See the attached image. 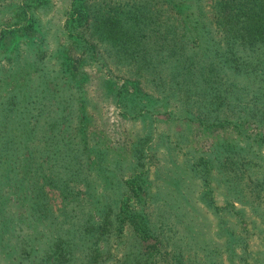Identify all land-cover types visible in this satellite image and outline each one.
<instances>
[{"label":"trees","instance_id":"1","mask_svg":"<svg viewBox=\"0 0 264 264\" xmlns=\"http://www.w3.org/2000/svg\"><path fill=\"white\" fill-rule=\"evenodd\" d=\"M70 2L73 9H68L62 24L67 35L84 41L90 51L96 41L104 48L110 46L122 63L150 64L143 71L150 74L156 89L178 94L184 110L181 119L204 130L236 121L264 128V0H211L209 5L189 0V6L181 0H136L129 6L117 3L105 8L103 3ZM21 11L26 13L23 5ZM168 11L171 18L166 17ZM73 14L75 25L67 23ZM92 31L97 35L90 39ZM39 68L37 77L28 76L22 87L24 103L17 95L0 97V241L12 240L8 264H221L220 254L226 250L242 264H264V247L259 256L250 257L240 234L248 222L253 226L254 220L264 221V136L232 124L236 138L213 139L211 148L197 153L190 165L192 155L175 144V151L189 165L190 177L200 188L205 185L197 195L193 186L185 190L182 181L174 184L177 176L168 169L166 174L165 167L160 187L149 190L142 166L147 153L160 160L154 148L159 142L151 141V125L136 129L140 131H134L128 145L130 157L121 168L130 175L122 179L113 175L112 188L106 191L104 185L105 194H100L97 180L86 179L83 167L73 161L85 162L87 156H81L85 149L88 156L100 152L101 160L107 156L115 162L114 157L105 152L106 144L84 147L92 138L86 134L76 143V152L72 150L74 139L64 132L74 119L77 130H84L86 103L69 91L48 106L45 82L56 69ZM139 82L129 84L135 89ZM125 85L114 86L113 102L121 106V117L137 118L139 103L126 100ZM222 107L228 114L221 113ZM9 120L11 126L6 125ZM171 136L167 134L169 141ZM68 151L70 163L48 159ZM217 184L224 188L226 212L211 195ZM51 189L58 191L57 207L51 201ZM148 201L154 202L156 210L147 208ZM207 207L215 228L204 239L199 211ZM250 214L254 220L246 219ZM28 227L34 230L28 232ZM215 235L221 239L213 241ZM186 252L204 255L202 262L189 259Z\"/></svg>","mask_w":264,"mask_h":264},{"label":"rangeland","instance_id":"2","mask_svg":"<svg viewBox=\"0 0 264 264\" xmlns=\"http://www.w3.org/2000/svg\"><path fill=\"white\" fill-rule=\"evenodd\" d=\"M70 1L71 0L0 1V97L4 99L11 95H17L20 98V103H24L25 95L22 92V87L26 83L27 77H37L35 71L40 69L39 66L41 65H43L44 70H49L50 68L56 69L45 82L46 95L44 102H46V104L48 103V106H53L63 97H66L69 91L70 93L73 91L76 93H73L74 97H77V99L82 97L86 103L84 112L88 119L84 123V130L82 128L77 130L78 124L74 123L76 120L74 119L72 126L66 128L64 132V136L70 133L74 139L72 150L76 152V143L80 144L82 142L81 135L86 134L92 138L89 139L90 141L85 138L86 145L84 147H87V149L92 146L98 148L102 146H98L97 143L106 144L104 146V148L107 149L105 152H110L108 155H113L115 162L120 158L118 161L120 163L116 162L117 164L114 168L112 164L115 162H110L107 156H105V160H101L99 158L100 152L95 154L94 151L92 153L88 151V156L84 153L86 152L85 149L81 155L87 156L85 162L73 161L75 165L83 167V176L86 179L89 180V178H94V182L97 180L100 184L97 190L100 191L102 189L100 194H105L102 186H106L104 187L106 191L112 188L114 184L113 175L121 179L130 175L128 170L121 171V168L130 157L128 145L135 137L134 131H140L136 129L142 127L145 129V126L148 127L151 125V141L155 140V142H159V146L154 148L160 160H155V157L153 158L154 153H147L145 154V162H143L144 165L142 166L149 190L152 191L160 187V183H162L166 177L163 171V167H165L166 174L168 169L170 171L169 174L177 176V178L173 180L174 184H179L182 181L185 190H191L193 186L194 193H197V195L203 193L205 185L200 188L198 182L190 177L187 172V167L195 160L197 153L211 148L213 139L221 140V138H229V140H232L236 138V133L233 131L235 128L232 127V124L240 127L243 132L264 136V128L255 127L253 124L248 125L249 123L243 121H236L237 123L230 122L228 123L229 125L224 124L225 127L222 128L204 130L185 118L181 119L184 110L181 108L176 98L178 94H169V92L165 91L164 93L161 90L159 92L156 89L154 85L155 82H150V80H153L150 78V74L147 71H143L148 68L150 64H146L145 62L136 64L133 62L122 63L117 60V56L111 52L112 48L110 46L107 45L106 48H104L103 44H99V41H96L95 49L90 51L84 41L79 40L78 37L75 39L70 38L67 35L66 26L62 24L65 19L68 18V9H73V5ZM135 1L136 0H83V2L89 6L103 3L104 8L106 4H110L114 7L117 3H124L129 6ZM145 1L153 3L155 0ZM158 1L162 2V0ZM210 1L211 0H203L207 5L210 4ZM188 3L189 0H181V4L183 5L189 6ZM21 5L26 9L25 14L21 11ZM110 9L111 8H108V10ZM170 12L171 11H168L166 13L167 18H171ZM75 16L76 14H73L67 23L75 25L73 22ZM93 35H97V33L95 31L90 32L89 38L91 39ZM61 68H64L65 71L63 72ZM136 79L138 81L140 80V82L134 89L129 83L131 80ZM104 81L106 84H104ZM157 81L159 84H162L158 79ZM120 83H125V87L129 90V97L126 95V100L131 99L132 103H139V105L135 106L136 110L140 111V115H138L137 118L132 119L119 115L121 106L118 107L114 104L113 97L115 93L114 86ZM78 87L80 89L76 90ZM131 91L133 95L129 93ZM130 112L136 113L134 110ZM149 112H151V114H149ZM221 113L228 114L226 107L221 108ZM8 114L12 116V112ZM231 117L233 118L232 115H228L226 118ZM10 121L11 120L6 121L7 126H11L8 125ZM167 134H172L171 141H169ZM182 134L186 136V139L183 140ZM174 145L177 147L180 146L181 152L185 151L187 154L189 153L192 155L189 159V165L180 157L179 151H175L177 147H174ZM124 148H126V152L120 153L121 149ZM261 148V152L264 153V143H262ZM66 150H68V147H66L64 151ZM49 152L50 150L47 151V153ZM59 152L61 153L63 151ZM64 155L61 156L57 154L53 158L56 160H53L51 157L48 159L50 162L67 160L66 162L70 163L71 160L68 158V156H72L70 151ZM100 164H104V168H102ZM88 167H90L93 172L92 170L89 171ZM117 173L119 174L117 175ZM104 179H106V184H104ZM108 179L111 180V182H107ZM223 190L224 188L217 184L211 188V195L215 204L221 207L220 210L226 212L227 208H224L225 200L222 194ZM49 195L53 206L57 207L59 202L58 191L56 189H51L49 190ZM261 195L264 198L262 193ZM152 203L154 202L148 201L147 208L149 207L148 209L150 210H156V208L151 205ZM194 203L197 204V201H194ZM234 204L237 205L238 203L234 202ZM204 209L199 211V217H202V222L205 224V227L201 228L202 231L200 234L202 238L208 239V234L213 232L215 228V221L209 211L210 209L208 207ZM161 212H163L162 209ZM224 218H228L225 213ZM251 218H253V216L250 214L246 219ZM27 230L29 232L34 229L33 227H28ZM240 234L241 237L245 238L246 249L249 256H259V251L264 247V221L258 223L254 220L253 226L248 222L245 229H243ZM164 235L165 234H163V236ZM211 238L213 241H219L221 239V237L218 238L216 235ZM11 241L12 240H9L3 243L0 241V264H8L9 262L8 252L11 250ZM186 253L191 260H200L202 262L204 257V255ZM233 254L234 253L231 254L228 250L222 251L220 254L221 264H242L241 261L238 260V257L235 261ZM215 259L218 260V258ZM31 262V264H34V261ZM209 262L210 261H205L203 264Z\"/></svg>","mask_w":264,"mask_h":264}]
</instances>
